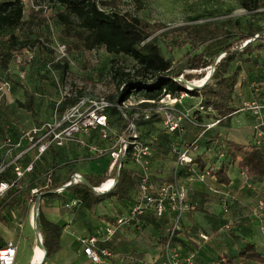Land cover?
Wrapping results in <instances>:
<instances>
[{
    "label": "trees",
    "instance_id": "16d2710c",
    "mask_svg": "<svg viewBox=\"0 0 264 264\" xmlns=\"http://www.w3.org/2000/svg\"><path fill=\"white\" fill-rule=\"evenodd\" d=\"M44 1L48 3L51 21L60 28L59 35L61 38L70 41L66 49L67 53L91 52L101 49L114 58L127 57L133 62L132 73H123L120 68L115 69L113 67L114 59L111 61L110 69L114 72L113 79H117L119 87H121L119 104L127 100L133 92L141 93L145 99L150 101L158 100L165 94L177 96L180 93H186L200 101V106L204 109H211L210 113L204 115H208L210 121L219 120V124L208 130L200 141L199 146L202 153L193 160L192 169L199 173L205 168L208 169L209 177H214L218 184L224 186L230 184V179L226 173L228 166H237L240 173L248 178H255L259 181L264 180V140L259 145L254 142L250 145H242L227 140L217 131L219 126L225 124V120L239 110L234 107L233 93L240 72L245 70L250 74L258 67V62L256 59H252V61L246 59L243 62L250 64L248 68H243L241 64H236L234 70L230 72L229 68L244 55L249 56L264 50V27L257 23H252L250 20L246 22L235 20L224 24L214 22L190 23L167 29L163 24H152L135 16L121 14L116 10L117 0ZM237 1L240 8L248 13H253L261 8L260 0ZM24 13L25 8L21 0H0V73L4 72L6 76L10 65L14 62L16 63L18 58H24L25 54L23 52L31 44V41L16 33L26 24ZM190 20H198V17H193ZM256 35L258 36L255 38ZM158 42H163L168 51L187 45L192 48L204 46V50L201 53L187 57L183 70L176 72L172 61L163 56ZM35 43L41 50L53 54V51L44 46L42 42L36 40ZM211 45L219 46V50L214 54L207 51V48ZM221 53L223 56L214 64L215 57ZM67 64L68 62L63 59L62 63L57 62L53 67L65 72ZM212 65H214L212 79L215 80L213 87L207 84L202 89L187 88L184 82L189 83L193 79H201ZM263 68L264 63L260 70L255 71V78H258V87L256 86L258 90H252L250 100L264 104ZM184 71L188 73L185 74ZM194 71L196 73L199 71L200 74H191ZM252 81L254 80L247 81V84L250 82V86H253ZM24 96L26 100L23 102L16 101L17 106L26 112L33 113L32 98L29 97L27 99L25 91ZM81 97L79 92L74 97L64 98L57 111L61 113L65 108L76 103ZM0 107H2L1 104ZM107 113L109 117L113 115L114 119L118 111L115 107H111ZM201 115L197 111L194 117L197 124L206 123V117ZM120 117L122 123L125 122L121 115ZM127 117L131 118L129 115ZM136 124L141 129L137 121ZM194 129L195 134L198 133V129L196 127ZM4 132L6 133L7 131L4 130ZM165 135L156 138L157 148L163 154L170 151L169 142H171L173 137V135L167 133ZM91 140L92 138L88 141L91 142ZM206 148L210 149V151H206ZM50 149L60 148L52 146L48 150ZM208 152L211 155H206ZM218 153H222L223 156L219 157ZM101 158L106 157L92 158L91 160ZM106 160V167L103 168L100 174L84 177L90 186L99 187L109 178L107 171L110 161L109 159ZM126 163L124 162L119 170L115 186L103 195L94 193L81 182L66 187L65 191L71 196L72 200L78 201V204L85 208H90L107 199L131 201L134 204L137 196L138 177L125 168ZM50 165L53 169L56 163L51 162ZM35 166L36 163L30 174L36 170ZM181 174L179 171L177 174L178 179ZM187 175H192V173L187 172ZM10 178H12L10 170L0 176V180H8ZM164 182H171V178ZM64 185L65 183L51 186L46 191V195L50 190H56ZM31 188L33 189L32 182L24 189H14L8 193L0 204V224H6V214H9L15 205L20 206V199L35 201L36 196L30 194ZM131 208L132 206L129 210ZM148 209L150 208L146 210ZM144 213L140 216L138 227H142ZM172 216L174 214L171 212ZM259 219L264 221V209ZM38 224L42 236V244L46 251V261L52 254L60 250L62 228L46 220L41 208L38 210ZM239 257L247 262L264 264V255L259 253L256 247L250 243H245L239 252Z\"/></svg>",
    "mask_w": 264,
    "mask_h": 264
},
{
    "label": "rangeland",
    "instance_id": "374dc122",
    "mask_svg": "<svg viewBox=\"0 0 264 264\" xmlns=\"http://www.w3.org/2000/svg\"><path fill=\"white\" fill-rule=\"evenodd\" d=\"M117 1L116 10L121 14L135 16L152 24H163L167 29L190 23L202 24L214 22L224 24L228 21L235 20H242V22L250 20L252 23H257L261 27H264V0H260L261 8L253 13H248L241 9L237 0ZM33 5L35 8H30L29 6L25 8L24 19L26 24L22 29L16 31L17 35L31 41V44L23 52L25 57L19 58V61L16 63H12L14 70L7 76L4 74L0 76V83L6 82L8 84L5 88L0 84V104L2 105V107H0V130H5L2 125L12 126L17 131L21 130V132L36 127L42 122L49 120L54 115L64 98L70 96L74 97L79 92L82 97L103 98L110 103L119 102V91L121 87H119L117 79H113L114 72L110 69L111 61L114 59L115 63L113 67H115V69L120 68L123 73H132L133 62L127 57L114 58L101 49L91 52L67 53L66 51L65 56L62 58L59 57L54 50L62 46H65L67 49L70 41L61 38L59 35L60 28L51 21L50 12L44 13L42 10L38 9V7L42 8L43 6H47L49 9L46 1L33 0ZM193 17H198V20L191 21L190 19ZM36 40L42 42L44 46L46 45L49 50L53 51V54L41 50L37 43H35ZM158 45L163 56L172 61L176 72L183 70L187 57L201 53L204 50V46L192 48L187 45L168 51L163 42H158ZM218 50V45H211L207 48V51L212 54L216 53ZM222 56V53L217 55L214 62ZM63 59L68 62L65 72H61L60 69L53 67L57 62L62 63ZM246 59H250L251 61L252 59H256L259 69L256 67L250 74L243 70L239 74L233 97L234 107L239 109L240 113L247 112L244 110V104L251 101L252 90H258V78H255V71L260 70L264 63V50L249 56L244 55L239 61L230 66L229 72L234 70L236 64L243 65L245 69L248 68L250 64L248 62H243ZM210 72H213L211 67L207 69L206 74ZM184 73L187 74L188 72L184 71ZM195 73V71L191 72V74ZM196 74H200V72L198 71ZM206 74L201 79H193L189 84L197 83L196 85L199 86L208 82V86L213 87L215 80L212 79L211 76L210 80L207 81V78H204ZM249 80H254L252 81L253 86H250V82L247 84ZM24 91L27 93V99L29 97L32 98L33 113H25V111L19 109L14 102L15 95L23 101L26 100ZM145 100L147 99H145L141 93L133 92L129 95L128 99L121 102L120 105H128L126 114L136 118L140 126H144V123L147 124L144 127L145 134H152L153 138L165 135L166 132L159 116L154 114L149 122L142 120L144 110L153 109L155 107L154 104H144L142 101ZM197 104V99L187 95L180 104H175L173 105L174 107H172L176 113L183 116V140L185 139L183 132L185 127L195 130L190 120L194 118L197 113ZM24 116L27 118L26 122ZM201 116L206 117V123L211 122L208 115L202 114ZM109 120L110 127L114 130L118 129L122 124L119 113L115 114L114 119L113 115H110ZM5 134L1 135L0 142L5 141ZM103 160L107 163V160L104 158L92 160V162L98 163L99 167L96 166L95 163H89L90 170L93 171V169H96L95 173L98 172V174H100L103 168L106 167ZM35 169L36 170H34L32 174L26 175L19 181V188L24 189L32 182L33 189L37 191L36 196H41L42 200L46 196V191H48L51 186L58 184H54L50 181L52 169L50 162L43 159L38 160ZM263 195L264 191H260L255 201ZM41 200L39 208L41 207ZM34 203L35 201L20 199V206L15 205V207L10 210V214H6V224H0V244L6 240H12L18 247L15 264H32V260L36 255L39 261H41L38 243L36 242L37 238L34 232V221H32L30 213ZM251 214L254 216L253 213ZM256 218L259 219L260 217L257 216ZM144 235H146V233ZM145 237L148 241V236L146 235ZM151 261H153V259ZM149 262H142L139 264Z\"/></svg>",
    "mask_w": 264,
    "mask_h": 264
},
{
    "label": "crops",
    "instance_id": "0c3cea01",
    "mask_svg": "<svg viewBox=\"0 0 264 264\" xmlns=\"http://www.w3.org/2000/svg\"><path fill=\"white\" fill-rule=\"evenodd\" d=\"M12 70L14 68L11 64L7 73ZM3 73L1 72L0 76ZM14 98L15 103L23 102L17 95ZM24 118L26 122V116ZM254 123V118L248 112L240 113L238 110L225 120V124L219 126L217 131L229 141L250 145L254 141ZM145 125L141 126L143 138L153 139L152 134L144 133ZM2 126L7 132L5 134L0 130V138L5 134L15 142L21 130L17 131L12 126ZM183 132L184 140L192 141L195 130L185 127ZM93 141L100 143L94 136ZM3 143L4 141L0 142V147ZM157 146L155 138V143L152 144L150 173L157 183H161L171 178L175 158L170 151L163 154ZM206 155L211 153L208 152ZM4 156L5 149H1L0 160ZM92 158L84 148L70 144L60 149L47 150L39 160L43 159L50 164L56 163L51 169L50 181L60 185L66 183L74 173H80L83 177L98 175V172L95 173L96 169L92 171L89 168V163H95L92 162ZM103 162L106 164V161ZM95 165L99 167L98 163ZM125 168L136 176V168L131 161H127ZM180 172L182 174L179 185L186 191L189 209L182 215L181 230L172 243V249L182 259H189L192 264H258L244 261L239 257V252L245 243H250L264 255V221L251 214L257 195L264 191V180L243 176L237 166L226 168L230 179L228 186L218 184L214 177H209L204 182L190 180L188 179L190 175H187L184 167L180 168ZM53 191L47 192L41 200L40 208L46 220L62 228L60 250L52 254L44 264H94L83 254L78 239L93 236L113 224L116 218L128 212L133 206L132 202L107 199L90 208H85L81 204L66 208V204L72 200L71 196L65 189L59 193ZM223 202L227 203V213L224 212ZM172 217L169 211L162 217H157L150 208L142 217V227L135 228L130 224L119 227L108 240L97 243V247L110 249L113 254L110 258L112 264H139L152 259L158 260L162 257L166 231ZM226 226H229V229ZM145 233L148 241L145 239Z\"/></svg>",
    "mask_w": 264,
    "mask_h": 264
},
{
    "label": "built area",
    "instance_id": "2783aa9c",
    "mask_svg": "<svg viewBox=\"0 0 264 264\" xmlns=\"http://www.w3.org/2000/svg\"><path fill=\"white\" fill-rule=\"evenodd\" d=\"M21 3L24 8H27V6L35 8L33 0H21ZM38 9L44 13H49L47 6L38 7ZM54 51L62 58L65 56L66 48L62 46ZM17 61H19V58ZM0 84L4 88L8 86L6 82ZM186 86L189 88L188 85ZM185 97H187L186 93H180L177 96L165 94L156 101H142L144 104L155 105L153 109L144 110L142 120L149 122L155 114L161 118L165 132L173 135L172 142L170 143V153L175 158V166L171 173V182L157 184L152 178L150 168L152 144L155 138L149 140L143 138L141 129L136 124L137 119L127 117L126 109L128 105L121 106L118 102L110 103L103 98L81 97L76 103L65 108L61 113L55 111L49 120L42 122L36 127L22 131L15 142L10 137H6L3 146L0 147V150L5 149V156L0 160V176L6 173L7 170H10L12 178L0 180V204L11 190L19 188V181L33 171L35 163L52 146L63 148L74 144L84 148L91 158L106 157L109 159V178L99 187H94L97 193H107L111 190L117 183L116 176L123 163L131 161L136 168V175L138 177L135 203L126 214L116 218L113 224L106 226L93 236L79 238L78 241L82 246L83 254L94 264H112L110 258H112L113 254L110 249L105 247L99 248L97 247V243L105 242L119 227L124 225L130 224L135 228H139L140 216L147 208H152L157 217H162L167 211L172 212L174 216L169 221L167 227L162 257L143 264H192L189 259H182L172 249L173 240L181 230L182 215L189 209L186 201V191L179 185L177 174L180 168L184 167L187 172L192 173L188 178L190 180L204 182L209 178L208 169L205 168L200 173L196 172L192 169V162L202 153L199 143L205 133L216 127L219 124V120L197 124L195 118H192L190 123L198 129V133L195 134L190 142L183 140V116L176 113L172 107L175 104H180ZM197 105L199 113L207 114L211 112V109L201 107L200 101H198ZM111 107H115L125 120L121 127L116 130L110 127L107 111ZM244 107V110L255 120L253 142L259 145L264 140V104L251 100L245 103ZM93 136L100 143L93 141ZM86 138H92L91 142L86 140ZM206 151H210V149L206 148ZM218 155L219 157L223 156L222 153H218ZM242 175L245 176L244 174ZM82 177L80 173H74L64 186L68 187L81 182ZM107 183H109V186L105 190H101L102 186ZM63 187L53 192L59 193L64 190ZM30 194L36 196L37 191L32 189ZM77 204L78 201L71 200L65 207L71 208ZM222 206L224 212H227V203L223 202ZM263 209L264 195L255 201L252 213L255 217H260ZM226 228H229V226H226ZM202 238L205 239V237ZM17 252L18 247L16 243L12 240H6L0 246V264H15Z\"/></svg>",
    "mask_w": 264,
    "mask_h": 264
},
{
    "label": "water",
    "instance_id": "95a60500",
    "mask_svg": "<svg viewBox=\"0 0 264 264\" xmlns=\"http://www.w3.org/2000/svg\"><path fill=\"white\" fill-rule=\"evenodd\" d=\"M220 58L221 57H219L218 60L214 62V64L216 62H218ZM211 68L214 71V65H212ZM212 73L213 72H210V73L206 74V76L204 78L210 79L211 76H212ZM184 84L185 85H189L192 89H202V88H204L207 85V83H204L201 86H194L193 84H189L188 82H184ZM117 180H118V175L116 176V182H117ZM81 183H83L84 185H86L89 189H91L96 194L103 195V194L106 193V192L97 193L96 192V189L94 187L90 186L88 184L87 180L84 177L81 178ZM66 187L67 186H64L63 188L66 189ZM40 199H41V196L38 195L36 197V200H35V203H34V206H33V209L35 211V217H34V232H35V236L37 238V242H39L42 245V247H43V244H42V236H41L40 227H39V224H38V210H39V205H40ZM43 249H44V247H43ZM45 257H46V251L44 249V255H43L42 260H41V262L39 264H43L44 263Z\"/></svg>",
    "mask_w": 264,
    "mask_h": 264
},
{
    "label": "bare ground",
    "instance_id": "6f19581e",
    "mask_svg": "<svg viewBox=\"0 0 264 264\" xmlns=\"http://www.w3.org/2000/svg\"><path fill=\"white\" fill-rule=\"evenodd\" d=\"M210 79H208L207 78V81H209ZM194 83V82H193ZM208 83V82H207ZM197 83H194L193 85L194 86H197L196 85ZM189 86V85H188ZM199 86H201V85H199ZM189 88H191L190 86H189ZM109 186V183H107V184H104L103 186H102V188H101V190H105L107 187ZM31 219H32V221H34V217H35V211H34V209L32 208V210H31ZM36 242H37V239H36ZM38 243V251H39V257H41V260H42V257H43V255H44V249H43V247H42V245L39 243V242H37ZM41 252H42V254H41ZM37 261V262H36ZM41 261H39V259L37 258V255L33 258V262H32V264H39Z\"/></svg>",
    "mask_w": 264,
    "mask_h": 264
}]
</instances>
